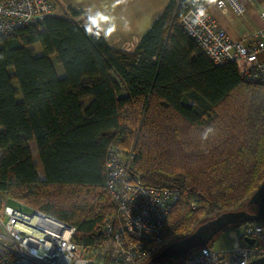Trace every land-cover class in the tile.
Segmentation results:
<instances>
[{
  "label": "trees",
  "instance_id": "16d2710c",
  "mask_svg": "<svg viewBox=\"0 0 264 264\" xmlns=\"http://www.w3.org/2000/svg\"><path fill=\"white\" fill-rule=\"evenodd\" d=\"M206 1L167 0L130 51L74 8L0 40V192L75 226L74 240L102 244L115 213L108 148L134 144L132 176L180 191L165 246L222 213H256L247 202L264 183V84L234 62L217 65L188 35L183 18Z\"/></svg>",
  "mask_w": 264,
  "mask_h": 264
},
{
  "label": "built area",
  "instance_id": "2783aa9c",
  "mask_svg": "<svg viewBox=\"0 0 264 264\" xmlns=\"http://www.w3.org/2000/svg\"><path fill=\"white\" fill-rule=\"evenodd\" d=\"M209 1L198 4L183 18L186 32L214 63L234 62L245 81L264 84V25L249 42L232 40L210 13ZM211 1L224 12L229 8L237 14L245 11L240 0ZM57 13L53 0H0V40L21 28L42 29L45 18ZM93 22L100 24L97 18ZM134 152V147L125 151L115 144L108 148L106 188L115 213L104 227L102 244L78 242L74 240L75 226L5 198L0 211V264H250L264 257V223L256 222L244 228L253 243L237 244L225 255L201 247L173 262L152 261L165 247V223L180 191L148 186L133 177Z\"/></svg>",
  "mask_w": 264,
  "mask_h": 264
},
{
  "label": "rangeland",
  "instance_id": "374dc122",
  "mask_svg": "<svg viewBox=\"0 0 264 264\" xmlns=\"http://www.w3.org/2000/svg\"><path fill=\"white\" fill-rule=\"evenodd\" d=\"M56 4L58 14H66V10L70 12L71 8L81 9V17L78 20L82 22H90L97 18L105 16L106 19L100 22V29L106 39L113 46L123 48L125 50H133L140 36L148 29L153 19L162 11L167 0H53ZM231 11L226 15L227 21L231 26L237 28L241 32L251 30V21L247 15L243 13L238 15ZM89 14L92 18L89 19ZM75 18V17H74ZM94 23V22H93ZM38 53H42L41 46L34 44ZM129 48V49H128ZM55 68L59 76L64 75V68L58 56L52 55ZM14 85L19 89V84L14 81ZM20 90V89H19ZM18 98H22L21 92ZM134 147V144H132ZM31 149L33 160L40 167V157L35 141L31 142ZM39 172L43 175L42 167ZM251 197V196H250ZM6 198L5 193L0 192V211L2 210L3 202ZM249 200V199H248ZM249 207V206H248ZM248 207L239 209L243 211ZM238 231L242 230L241 227L237 228ZM233 239L229 235V229L221 231L210 242V246L214 251L229 250L232 248ZM195 249V248H194Z\"/></svg>",
  "mask_w": 264,
  "mask_h": 264
},
{
  "label": "water",
  "instance_id": "95a60500",
  "mask_svg": "<svg viewBox=\"0 0 264 264\" xmlns=\"http://www.w3.org/2000/svg\"><path fill=\"white\" fill-rule=\"evenodd\" d=\"M248 204L257 206L256 213H251L246 210L225 212L217 217L206 220V222L200 224L190 235L165 246L159 254L152 258V261L182 258L192 249L210 243L216 234L225 230L231 224L240 226L250 222L256 223L264 220V183L251 195ZM246 240L250 244L253 243V239L251 238H247ZM250 264H264V257L254 259Z\"/></svg>",
  "mask_w": 264,
  "mask_h": 264
},
{
  "label": "crops",
  "instance_id": "0c3cea01",
  "mask_svg": "<svg viewBox=\"0 0 264 264\" xmlns=\"http://www.w3.org/2000/svg\"><path fill=\"white\" fill-rule=\"evenodd\" d=\"M240 1L242 2V4L245 7L244 13L247 15L248 19H250L251 24H252L251 30L249 32H247V31L241 32L237 28L231 26V24L227 21V18H226V15L229 14L231 11L228 10L227 12L226 11L224 12L218 6L217 2H215V1L210 2L209 1L208 2V9H209L210 13L214 16V18L219 22L221 27L225 30L226 34L232 40H237V41L244 40L245 42H249L252 40L253 33L256 30L260 29L264 25V19H263V15H262L264 13V1L263 0H240ZM238 15H242V14H238ZM241 228H242V230H240V231H238L237 228H230V229H229V227L225 228V230L229 229V235L233 239V245H232L231 249L223 250V251H217L218 253H221V255H225L229 251H231L237 244H240V245L250 244L248 242V240H246L248 237H246L245 233H244L245 225L242 226ZM225 230H223V231H225ZM218 234H216L215 237Z\"/></svg>",
  "mask_w": 264,
  "mask_h": 264
},
{
  "label": "clouds",
  "instance_id": "9594fccd",
  "mask_svg": "<svg viewBox=\"0 0 264 264\" xmlns=\"http://www.w3.org/2000/svg\"><path fill=\"white\" fill-rule=\"evenodd\" d=\"M210 2H211V0H210ZM56 5V4H55ZM57 8V7H56ZM58 11V10H57ZM57 15H59L58 13H57ZM56 16V15H55ZM49 17V16H48ZM47 18V17H46ZM104 18V19H103ZM106 19V17L105 16H103V17H101L100 18V22L102 21V20H105ZM95 26H97L98 28H100V24L99 25H96V24H94ZM132 49H134V48H132ZM213 132V129L212 128H208V129H206L205 130V132L203 133V139H207L208 138V135L210 134V133H212ZM6 198H9V197H7L6 196ZM14 199V198H13ZM16 200V199H15ZM18 201V200H17ZM20 202V201H19ZM22 203V202H21ZM23 204H25V203H23ZM27 205V204H26ZM28 206H30V205H28ZM30 207H33V206H30ZM35 208V207H34Z\"/></svg>",
  "mask_w": 264,
  "mask_h": 264
},
{
  "label": "bare ground",
  "instance_id": "6f19581e",
  "mask_svg": "<svg viewBox=\"0 0 264 264\" xmlns=\"http://www.w3.org/2000/svg\"><path fill=\"white\" fill-rule=\"evenodd\" d=\"M248 203V202H247ZM250 205V204H249ZM210 245V243H208L207 245H204V246H199V247H197L196 249H198V248H201V247H207V248H209V249H211L212 250V248L209 246ZM214 251V250H213Z\"/></svg>",
  "mask_w": 264,
  "mask_h": 264
},
{
  "label": "flooded vegetation",
  "instance_id": "af4514ba",
  "mask_svg": "<svg viewBox=\"0 0 264 264\" xmlns=\"http://www.w3.org/2000/svg\"><path fill=\"white\" fill-rule=\"evenodd\" d=\"M247 211V210H246ZM209 220V219H208ZM204 222H206V221H204Z\"/></svg>",
  "mask_w": 264,
  "mask_h": 264
}]
</instances>
